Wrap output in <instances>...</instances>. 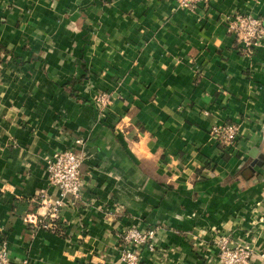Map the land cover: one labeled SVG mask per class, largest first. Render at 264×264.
Segmentation results:
<instances>
[{
    "label": "crops",
    "instance_id": "0c3cea01",
    "mask_svg": "<svg viewBox=\"0 0 264 264\" xmlns=\"http://www.w3.org/2000/svg\"><path fill=\"white\" fill-rule=\"evenodd\" d=\"M236 12L264 22V0L194 13L176 0H0L8 264H121L129 227L156 229L165 251L140 250L141 264H215L219 233L264 264V44L241 54L226 27ZM99 92L111 97L106 118ZM215 124L238 126L232 146ZM66 148L85 154L75 202L48 181L47 160ZM43 194L65 204L51 228L32 230L24 216Z\"/></svg>",
    "mask_w": 264,
    "mask_h": 264
},
{
    "label": "built area",
    "instance_id": "2783aa9c",
    "mask_svg": "<svg viewBox=\"0 0 264 264\" xmlns=\"http://www.w3.org/2000/svg\"><path fill=\"white\" fill-rule=\"evenodd\" d=\"M176 2L179 7L194 13L199 6L205 8L209 0H176ZM226 27L227 32L233 35L238 42L241 54L248 59H251L264 44V22L252 14L233 13L227 17ZM110 102L111 97L108 93L99 92L95 95L93 104L100 118H106ZM210 133L218 143L227 147L235 143L239 136V129L235 124H215L211 127ZM76 144L83 146L81 140H77ZM84 159L83 149L66 148L47 160L49 184L58 189L61 196L69 198L71 202L78 201L80 198L81 168ZM41 198L45 216L51 219L55 218L57 212L65 204L62 198L53 202L47 200L44 194ZM24 221L32 230L52 227V224L46 223L36 214L25 215ZM120 239L123 241V249L119 257L121 264H141L140 250H145L156 257L165 254V251L160 250L155 243L156 229L129 227L123 231ZM215 245L217 250L215 264H252L253 248L246 240H234L229 235L219 233L215 238ZM260 256L264 258V255L260 254ZM0 264H8L5 242L0 244ZM18 264H29V261L22 259Z\"/></svg>",
    "mask_w": 264,
    "mask_h": 264
},
{
    "label": "trees",
    "instance_id": "16d2710c",
    "mask_svg": "<svg viewBox=\"0 0 264 264\" xmlns=\"http://www.w3.org/2000/svg\"><path fill=\"white\" fill-rule=\"evenodd\" d=\"M40 199H41V198H40ZM41 209H43L42 202H41L40 209H39L38 211H36V213H34V214L38 215L42 220H43V219L45 220L47 216H45V212H44V213H40ZM37 213H38V214H37ZM30 214H32V213H30Z\"/></svg>",
    "mask_w": 264,
    "mask_h": 264
}]
</instances>
